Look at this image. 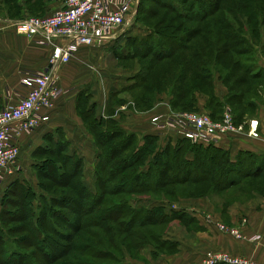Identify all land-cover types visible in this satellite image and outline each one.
<instances>
[{
    "label": "trees",
    "instance_id": "1",
    "mask_svg": "<svg viewBox=\"0 0 264 264\" xmlns=\"http://www.w3.org/2000/svg\"><path fill=\"white\" fill-rule=\"evenodd\" d=\"M21 1L25 5H30L32 2H37L38 5L41 3V0ZM151 1L166 9V12L170 11L176 17L188 21L192 18L204 21L216 13L219 8L217 0ZM2 3L7 6L6 13L2 14L4 15L2 18L15 20L26 17H19L21 13V9L18 10L19 7L17 6L19 5V0H2ZM139 7L137 14L140 10ZM211 8L212 11H210ZM29 9H32L31 5ZM147 13L152 17L158 16V13L151 9ZM258 13L260 12H254L250 19ZM174 18L167 22L165 13L164 16L155 22L154 29L145 28L146 34L144 37L129 38L127 43L134 47H129V52L126 54L117 52V57L124 56L128 59L136 58L138 60L139 58L145 59L148 57L152 58V60H172L171 58L175 57L176 50L180 48L188 49V46H183L181 40L196 38L200 29H185L184 32H187L188 36L178 35V30L182 27L174 22ZM223 26L228 28L229 23L223 21ZM226 37L229 40L227 35L225 39ZM234 40V42H239L236 37H234ZM235 44L238 45L239 43ZM220 50V54L211 55L206 60L213 63L220 62L223 59L226 60L224 54L229 53V49L227 46H223ZM241 54L238 53L239 56ZM194 56L199 58L197 54ZM231 61L233 62V69L235 68L234 70L242 73L228 89L230 88L232 91L242 90L249 80L261 78V73L253 71L250 65L243 64L242 68H239L241 67L239 59H231ZM231 73L233 71L221 76L226 85L232 80ZM146 74L142 65L140 71L134 77V83L123 90L132 91L142 87L144 92L146 89L140 85V82L147 80ZM182 74L184 75L185 73ZM197 76L202 84L209 87V89L211 88L214 72L210 67L200 66ZM179 80V78L176 79L179 83L173 86L171 91L173 94L171 100L172 108L189 105L192 110L201 111L193 108L195 92L204 90L185 88L183 86L184 83ZM238 87L239 89H237ZM230 89L226 101L222 104V113L219 116L208 113L214 119H220L225 107L229 105L234 113L235 123L240 124L245 120L244 114L238 113L233 103L246 108L253 105V101L245 97L243 92L236 91V93ZM140 93L141 91L138 94ZM117 94L118 92L111 93L110 99ZM136 95L132 99L136 108L150 107L157 100L155 95L152 98L143 94ZM188 96L189 101H184ZM88 99V95L85 98L79 97V110L87 106L86 101ZM115 103L123 105L126 101ZM82 115L94 133L97 146L101 149L95 167L96 191H90L83 183L82 158L75 154L68 155L63 153L61 148H65V143L60 142L58 148L51 149L50 154L55 155L57 158L61 157L63 163L52 162L50 164L48 159H46V161L35 167L38 173L47 177L49 182L52 183L50 188L48 187L49 184L42 183L43 185H41V188H44L47 192L49 191V193L43 192L39 194L32 187L21 185L17 180L18 177L13 178V180H16L5 192L6 194L16 189L19 190V199L14 202L21 208L22 213L20 215L9 214L8 217L10 220L12 217H20L23 221L26 220L27 223H24V227L28 233L15 237L13 235L14 230H11L14 228L8 229L0 220V264H41L33 260L32 255L36 252L40 254L45 263L54 261L60 254L58 245H61V243L59 240L69 241L72 233L89 227L85 222L86 219H92L94 224L89 225L98 227L108 221L114 222L121 228V232L127 234V238L134 241L136 233L139 234V231H134L136 228L152 224H163L174 218H182L183 214L181 213H168L165 210L166 205H160V203H157V199H152L153 202L146 203L142 207H138L137 201L132 198L112 199V195L120 192L127 194V196L159 192L166 197H174L177 191L180 190V186L190 184L189 195L191 196L198 193V191L208 196L216 187L217 190L222 192V196L225 195L226 199H233L238 198L239 192L245 191L249 194L255 188H264V186L260 185L261 181L259 182L260 175L264 173L262 171L264 168L262 167L264 165V157L257 154L240 152L232 160L227 150L215 146L213 143L209 145L193 144L183 138L176 144L169 142L164 147H157L156 138L147 136L145 142L140 145L137 136L126 132L113 118L102 117L99 119L89 111ZM189 153H192V158L188 157ZM50 166L51 168H49ZM78 174H80V178L76 179ZM203 182H208L211 185L198 189L197 186ZM261 183L264 184L263 182ZM51 187L56 189L51 190ZM106 194L110 197L106 198ZM195 196L199 195L196 194ZM112 228H116V225H107L105 229L109 232ZM116 232L118 233V230ZM161 241L162 244L166 242L165 240ZM21 244L34 248V251L27 253ZM64 248L70 249L68 245H64ZM83 250H85L83 252L90 259L78 260L73 264H132L125 260H118L109 251L103 252L94 246H83ZM107 257L111 258L110 261H100L107 259Z\"/></svg>",
    "mask_w": 264,
    "mask_h": 264
},
{
    "label": "crops",
    "instance_id": "2",
    "mask_svg": "<svg viewBox=\"0 0 264 264\" xmlns=\"http://www.w3.org/2000/svg\"><path fill=\"white\" fill-rule=\"evenodd\" d=\"M137 12L125 38L121 36L103 45L81 46L68 63L54 67L57 84L63 92L52 109H42V113L48 115L49 119L19 140L21 152L18 162L21 173L17 180L21 185L37 190L28 172L43 163L39 159L40 153H51V149L58 148L62 142L65 143V148H61L63 153L82 158L83 183L90 191H96L95 167L101 150L96 144L92 129L83 118L82 114L88 111L99 119L113 118L126 132L135 134L140 145L147 136L156 138L157 147H164L169 142L176 144L182 139L170 131L159 134L151 121L153 115L165 113L172 107L171 94L158 95L152 108L147 111L132 110L128 103L113 107L109 105L110 94L122 92L133 84L134 77L141 68L136 58L132 59L136 62L133 65L120 68L116 55L118 49L125 54L129 52L126 47L129 38H142L146 34L145 26L139 23L140 33H131L136 24ZM51 56L52 47L37 44L26 35L18 33L11 22L0 21V109L26 95L27 88L21 81L24 73L45 69L50 65ZM113 79L117 80L113 82ZM114 83H117V87H113ZM228 94L225 82L220 79L219 74H214L210 92H195L193 108L219 116ZM87 95V106L79 110V97L85 98ZM218 103L220 105H216ZM244 119L239 124L243 125V131L230 133L213 144L227 150L232 160L240 152L264 157V109L253 118L246 116ZM251 119L259 122L256 136L248 133ZM188 157L192 158V153ZM259 178V182L264 183V173ZM15 180L12 177L5 178L0 184V210L5 192ZM224 196L221 203H216L207 196L185 198L175 205H167L165 210L168 213H181L182 217H188L189 221L185 222L195 226L187 228L180 222L183 218H174L179 220H173L164 236L166 242L174 245L173 251H159L150 264H181L197 260L209 249L246 256L253 264H264V188H255L249 194L244 191L238 198L226 199ZM219 222L237 227L245 238L239 239L223 232L218 227ZM255 236L259 238L251 240Z\"/></svg>",
    "mask_w": 264,
    "mask_h": 264
},
{
    "label": "rangeland",
    "instance_id": "3",
    "mask_svg": "<svg viewBox=\"0 0 264 264\" xmlns=\"http://www.w3.org/2000/svg\"><path fill=\"white\" fill-rule=\"evenodd\" d=\"M217 1L219 8L217 9L216 13L209 16L204 21L194 18L188 21L186 19L176 17L175 14L170 11L166 12V9L161 8L159 5H157L151 0H140L138 4V7L140 6V10L136 16V24L139 23L141 25H144L145 28L147 27L154 29L155 22L162 16H164V14L166 13L167 22L170 21L171 18L175 17L174 22L182 27L180 30H178V35L188 36L187 32H184L185 29L195 30L197 28H200L199 33L197 34L196 38H191L189 40L182 39L181 43L184 47L188 46V49L185 50L180 48L176 50L175 57L171 58L172 60H152V58L150 57L145 59L139 58V60H137V63H139L141 66L143 65V69L147 73V80H145V82H140V85H142L143 88H145L146 90L143 92L142 87H138L136 90H123L122 92H118L117 95L110 99V106L115 102L126 101L125 104L128 103V107L132 110H135L137 112L147 111L152 108L154 104L150 107L147 106L148 108H136L134 102L132 101L133 97L136 94H143L150 98H152V96L154 95L156 97L164 93L168 94V96L169 94L173 95L171 92L173 90V86L179 83L176 81L177 78L180 79V82L184 83L183 86H185V88H197L202 89L206 92H210L209 87H206L204 84H202L197 76L200 66L210 67L213 70L214 74H219L220 79H222V75H225L227 72L233 71V73H231L232 80L229 84H227V87H230L234 83L235 79L241 76L242 73L234 70L235 68L233 69V62L231 61V59H239V65L241 66L239 68H242L243 64L250 65V67L253 68V71L261 73L262 76L260 79L249 80L248 83L243 86L242 90L239 89V87L237 88L239 90L233 91L229 88L232 92H243L245 97L253 101V105L244 108L237 103L233 104L238 113L241 112L244 114V118L246 116H248V118H253V116L261 113L262 109H264V0ZM64 2L65 0H41V3L39 5L37 2H32L30 4L32 6V9H29L30 5H25L21 0H19V5H17L19 7L18 10L21 9L19 17L47 15L61 8L64 5ZM6 8L7 6L2 3V0H0L1 17L4 16L2 15L3 13H6ZM149 9L156 11L158 13V16L152 17L149 13H147L149 12ZM210 11H212V8L210 9ZM213 11H215V9H213ZM256 11H259L260 13L256 14L252 17V19H250V16H252L253 13ZM222 20L226 23H229L228 28H224ZM136 24L133 26L131 33H140L141 28H138L141 26L139 24ZM226 35L229 37V40H227V37L225 39ZM234 37H236L237 41L239 42H234ZM123 38H125V36ZM235 43L239 44L236 45ZM131 46L132 45L130 43H127L126 45L128 49ZM223 46H227V48L229 49V53L224 54L226 60L223 59L222 61L217 63H213L206 60L207 57L211 55L220 54V48ZM238 53L242 54L239 56ZM195 54L199 55V58L195 57ZM117 63L120 68L124 69L125 67L131 66L136 62L132 59H128L123 56L118 58ZM182 73L185 74L183 75ZM115 80L117 79H113V82H115ZM103 86L104 84L102 85V87ZM113 87H117V83L116 85L114 83ZM140 91L141 93L138 94ZM184 101L188 102L189 96L186 97ZM119 104L120 103H115L114 105ZM114 105H112V107ZM182 106L183 107H175L176 109L174 107H171L168 111L192 110L189 105ZM39 157V159H41L43 162L48 159L50 164L52 162H59L60 164L63 163L61 157L57 158L55 155H52L50 153H40ZM49 168H51V166ZM28 173L31 182L34 184V186L36 185L35 188L37 189L38 193L42 194L43 192H47V190L45 191L44 188H41V185H43L42 183H45L46 185L49 184V188L52 185V183L49 182L47 177L38 173L37 170H35L34 168H32V170H30ZM78 178H80V174L77 175L76 179ZM210 185L211 184L208 182H203L197 187L198 189H201L202 187H209ZM260 185L264 186V184L262 183ZM214 188L216 190L214 189L213 192L208 194V197H210L216 203H221L222 192L217 190L216 187ZM54 189L56 188L51 187V190ZM190 189V184L182 185L180 186V190L176 193L177 196L174 195V197H166L163 193L159 192L131 194L128 196L127 194L120 192L118 194L112 195V199L120 200L122 197L126 199L132 198L137 201L138 207H142V205H145L146 203L153 202L152 199H157V203H160V205L172 206L179 203V201L185 198L207 197L200 191L196 193L199 196H195L196 194L191 196L189 195ZM18 192L19 190L16 189L12 192L6 193L3 201L7 202H4V204L2 201L0 210V220H2L3 225H6L8 229H11V227L14 228L11 230H14L13 235L15 237L28 233L27 230H25L26 228L24 227V223H27L26 220L23 221L20 217H12V219L10 220V218L8 217L9 214L20 215L22 213L21 208L17 206L16 202H14L19 199ZM47 193H49V191ZM240 195L241 192L238 193V196ZM105 197L108 198L110 196H107L106 194ZM102 206H104V204H102ZM182 218L183 221L180 220L182 226H185L190 229L194 228L195 225L190 224L189 222H185L189 221L188 217ZM173 220L179 219H172L169 222H164L163 224H152L141 228H136L134 231H139V234L136 233L133 241L132 239L127 238V234L125 232H121V228H119V226L114 222L108 221L104 225L98 227L96 225H89L94 224V221L92 219H86L85 222L89 227L77 231L76 233H72L69 241L59 240V242L61 243V245H58L60 249V254H58L54 261L45 263V261L43 260V258L40 257V254H38V252L32 255L33 260H36L38 263L41 264H73L75 261L78 260L90 259L89 257H87V254L83 252L85 251L83 250V246L89 245L91 247L94 246L97 249L102 250L103 252L109 251V253H111L118 260H125L132 264H150L152 259L156 258L159 251H173L174 245L169 244V242H164V244H162L161 241L165 239L164 236L168 233V229L171 226ZM107 225H116V228H112L109 232H107L105 229ZM116 230H118V233L116 232ZM258 238L259 237H257L254 241H256ZM64 245H68L70 249H63ZM21 246L27 253H32V251H34V248H31L29 246H25L23 244H21ZM209 251L218 250L209 249L205 251L199 259L186 261L181 264H197L203 260L206 253ZM110 259L107 257V259H102L100 261L108 262L110 261Z\"/></svg>",
    "mask_w": 264,
    "mask_h": 264
},
{
    "label": "built area",
    "instance_id": "4",
    "mask_svg": "<svg viewBox=\"0 0 264 264\" xmlns=\"http://www.w3.org/2000/svg\"><path fill=\"white\" fill-rule=\"evenodd\" d=\"M140 0H65L64 5L44 16L20 19L0 17L11 22L15 30L37 44L52 47L50 65L42 70L27 71L21 81L27 93L21 99L0 109V184L5 178H16L21 173L20 138L49 119L42 109H52L62 94L57 84L55 66L68 63L81 46L103 45L124 36L132 25ZM158 133L173 132L193 144L209 145L233 132L243 131L235 123L230 106L222 117L214 119L208 112L196 110L159 113L151 118ZM250 135H258L259 122L250 120ZM244 222L246 219L243 220ZM218 227L236 238H245L242 232L225 223ZM253 237L251 240H255ZM197 264H253L245 256L218 250L206 253Z\"/></svg>",
    "mask_w": 264,
    "mask_h": 264
}]
</instances>
